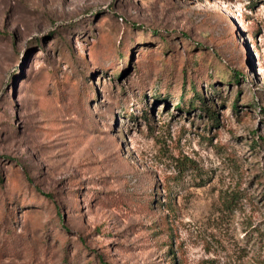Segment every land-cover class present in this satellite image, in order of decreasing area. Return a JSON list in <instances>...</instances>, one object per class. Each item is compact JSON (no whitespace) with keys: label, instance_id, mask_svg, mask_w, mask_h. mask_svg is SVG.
Here are the masks:
<instances>
[{"label":"rangeland","instance_id":"rangeland-1","mask_svg":"<svg viewBox=\"0 0 264 264\" xmlns=\"http://www.w3.org/2000/svg\"><path fill=\"white\" fill-rule=\"evenodd\" d=\"M0 264H264V0H0Z\"/></svg>","mask_w":264,"mask_h":264},{"label":"trees","instance_id":"trees-1","mask_svg":"<svg viewBox=\"0 0 264 264\" xmlns=\"http://www.w3.org/2000/svg\"><path fill=\"white\" fill-rule=\"evenodd\" d=\"M123 50H124V49H123ZM192 88H193V90H194V92H195V95H194V96H195V99H197L198 102L201 103V106H204V100H205V99H204L203 95H202L201 93H199V92H198V93L196 92L197 89H196V86H195V85H193ZM195 99H188V100H189V103H190V102H193ZM212 119H213V120H216V116H215V115H212ZM230 200H231V199H230ZM232 202H234V200H233Z\"/></svg>","mask_w":264,"mask_h":264}]
</instances>
